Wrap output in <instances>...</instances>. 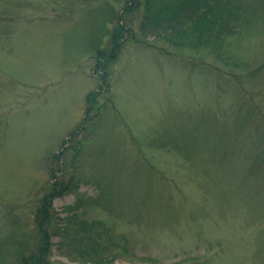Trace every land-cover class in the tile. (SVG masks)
Wrapping results in <instances>:
<instances>
[{"label":"rangeland","instance_id":"obj_1","mask_svg":"<svg viewBox=\"0 0 264 264\" xmlns=\"http://www.w3.org/2000/svg\"><path fill=\"white\" fill-rule=\"evenodd\" d=\"M140 1L0 0V264L37 256L72 176L51 227L102 224L108 264H264V0L219 57L143 32L176 0Z\"/></svg>","mask_w":264,"mask_h":264},{"label":"trees","instance_id":"obj_2","mask_svg":"<svg viewBox=\"0 0 264 264\" xmlns=\"http://www.w3.org/2000/svg\"><path fill=\"white\" fill-rule=\"evenodd\" d=\"M137 1L126 0L127 14L132 12V8L129 7L136 4ZM139 2L141 3L140 0ZM149 8L151 9V6L149 2H146L147 13L141 24L143 32H153L158 38H167L168 42L175 45H181L182 43L177 41L187 38V40L195 41V48L198 46L206 49L213 48L217 57L221 55V47L224 44L222 41L225 37L233 35V25L235 23L237 26L241 14L245 10L241 0H176L175 3L164 6L156 13H153ZM118 29L120 30V28ZM118 33H121L120 36L125 34L124 29L122 28ZM169 34L171 36H168ZM82 129L84 131L85 126ZM77 133L72 134L70 138L75 140ZM73 149L77 151L79 146L75 145L69 151L73 152ZM80 152L79 150L78 153ZM71 167L74 168L75 164L71 163ZM73 168L72 170H75ZM58 171L62 172V169L60 168ZM50 176L54 178L56 173L51 170ZM74 179L72 176L68 185L54 184L52 192L43 199L41 210L38 212L42 242L37 256L28 259L24 257L22 264H50L48 253L50 252L51 230H54L55 235L65 239L62 249L70 251V258L76 257L82 264H108L118 255V253H114L116 243L110 238L108 232L102 229V224H90L77 219L74 215L69 217L66 225L61 226V229L59 226L51 227L54 221L52 203L56 197H61L70 191ZM76 207L77 210L80 209V201ZM108 242L112 244L107 246L110 244ZM116 250L121 251L118 248Z\"/></svg>","mask_w":264,"mask_h":264}]
</instances>
